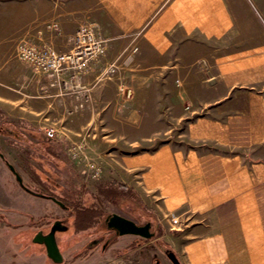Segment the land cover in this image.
Here are the masks:
<instances>
[{
	"label": "crops",
	"instance_id": "crops-1",
	"mask_svg": "<svg viewBox=\"0 0 264 264\" xmlns=\"http://www.w3.org/2000/svg\"><path fill=\"white\" fill-rule=\"evenodd\" d=\"M48 2L45 12L28 2L13 39L64 51L87 23L105 39V53L85 72L59 76L2 58L0 127L4 114L38 130L65 118L68 131L122 127L128 144L156 140L99 157L102 176L154 214L153 240L165 242L178 264H264V0ZM119 82L131 88L129 98ZM168 104L181 107L168 114L184 120L183 130L155 139L147 130L163 128ZM79 115L90 117L75 124ZM4 137L0 130V147ZM9 179L0 157V204L17 209L29 195Z\"/></svg>",
	"mask_w": 264,
	"mask_h": 264
},
{
	"label": "rangeland",
	"instance_id": "rangeland-1",
	"mask_svg": "<svg viewBox=\"0 0 264 264\" xmlns=\"http://www.w3.org/2000/svg\"><path fill=\"white\" fill-rule=\"evenodd\" d=\"M48 1L50 0H0V60L16 58V43L24 38L13 39L11 31L18 21L27 19L30 11L29 3L31 2V5L37 3L41 12H45ZM126 89L130 91L129 96L126 95ZM118 91L124 98H129L132 94L129 85L123 82L118 83ZM162 110L166 113L163 118V128L147 130L155 139H162V136L174 137L184 127V120L178 122L175 115L168 114V111L172 113L171 110L175 111V114L182 111L179 105L173 107L168 104ZM4 116L5 121L1 125L4 128L2 131L0 127V130L5 137L0 148L6 161L20 176L22 184L30 191L52 194L71 207L72 211L63 210L52 201L49 202L48 199L30 193H28L29 201L20 198L13 206L11 205L19 210L0 209V264H54L46 257L42 246L32 243L30 238L35 227L46 225L58 217L63 218L68 225L66 232L56 235L63 256L60 264H153L154 259L162 264H170L158 244L165 249L170 247L161 240H153L160 233L154 214L139 199L133 198L128 189L119 188L120 195L112 199L100 195L97 190L98 185L111 183L113 179L102 176L103 174L98 179L87 176L83 162L72 161L65 152L68 139L83 140L88 155L100 165L99 157L151 148L156 140L142 144H128V136L125 135L126 131L122 127L116 133H109L106 129L100 130L99 126L68 131L64 128L65 118L61 120L58 128L55 127L58 132L63 133V136L58 139H48L44 136L43 130L32 126L33 121L29 123L24 118L18 120L20 121L18 123L14 118L17 122H12L10 115L8 116L10 120H6L5 114ZM85 116L90 117V115H79L74 123L84 121ZM100 121V125H106V120L100 119ZM8 128L16 129L20 136L15 137ZM8 134L10 136H6ZM66 135L69 138H66ZM9 173L10 185L21 189L10 170ZM33 200L37 201L32 202ZM8 206L10 205H6ZM0 208L4 207L0 204ZM140 209L144 212L143 217H137ZM111 213L139 223L148 216L152 220L153 235L147 239H138L131 234L118 236L113 239L104 253L98 251L99 247L93 246L89 247L90 252H88L85 243L96 232L92 221L99 215L103 217ZM84 219L90 220L89 227L87 226L85 231H79V228L84 227ZM140 242L142 244H139Z\"/></svg>",
	"mask_w": 264,
	"mask_h": 264
},
{
	"label": "built area",
	"instance_id": "built-area-1",
	"mask_svg": "<svg viewBox=\"0 0 264 264\" xmlns=\"http://www.w3.org/2000/svg\"><path fill=\"white\" fill-rule=\"evenodd\" d=\"M55 26V25H54ZM105 39L97 34L91 24H80L71 37V46L68 50H58L48 43H36L28 39L20 40L15 46V57L34 70L59 76L63 72L72 75L85 72L91 62L97 60L105 53ZM114 70L113 64L107 66V72ZM130 91L126 89V95ZM44 136L48 139H58L63 133L58 132L53 126L43 128ZM65 149L67 156L72 161L83 162L86 175L98 179L102 175V167L86 152L87 146L83 140L68 139ZM176 223V219H171Z\"/></svg>",
	"mask_w": 264,
	"mask_h": 264
},
{
	"label": "flooded vegetation",
	"instance_id": "flooded-vegetation-1",
	"mask_svg": "<svg viewBox=\"0 0 264 264\" xmlns=\"http://www.w3.org/2000/svg\"><path fill=\"white\" fill-rule=\"evenodd\" d=\"M0 157L1 159L3 160L4 164L6 165V167L8 168V162L6 161V159L4 158V155L3 153H1L0 151ZM10 165V164H9ZM8 170H10L8 168ZM10 172L13 174V172L10 170ZM14 175V174H13ZM15 177V176H14ZM19 184V183H18ZM20 185V184H19ZM21 189H23L24 191H26L27 193H30V194H33L35 196H39V197H43L45 199H48L49 202H53L54 204H56L57 206H59L61 209L63 210H69V211H72L71 207L65 205L61 200L57 199L55 196H51L49 194H44V193H40V192H33V191H30L26 186H21ZM35 193H38V194H42L44 196H40V195H36ZM52 197L55 199H52ZM48 202V203H49ZM2 210H19V209H7V208H0ZM77 210V209H76ZM78 210H82L81 208H78ZM84 210V209H83ZM23 211V210H22ZM25 212V211H24ZM75 214H76V211H75ZM108 217V214L107 215H104L103 217L102 216H98L96 217V219L94 221H92V224L95 228V231L93 233V236H91L87 242L85 243V248L88 249V252H90V246H93V247H99V252L101 253H104L107 249V247L112 243L113 239L115 237H118V236H122V235H119L116 233V230L114 228H110V227H107V222H106V218ZM84 223V227L83 228H79V231H85L89 226L88 224L90 223V220L87 219V220H84L83 221ZM136 224L138 225H142L143 223H139V222H135ZM74 225V224H73ZM72 225V226H73ZM76 225V224H75ZM74 225V226H75ZM45 226V227H43ZM41 225L40 227H35L36 229H34L32 235H31V242L34 243V244H37V245H40L42 246L43 250H44V254L46 255V252H45V246L43 244V242H37V240L35 241V239H40L45 236L46 234H48L51 230H53V233H54V238H55V241H56V244H57V238H56V235L57 233H63V232H66L68 230V225L67 223L64 222V219L63 218H54L52 219L51 221H49L48 223H46V225ZM88 226V227H87ZM87 227V228H86ZM103 227V228H102ZM124 235H127V234H124ZM135 238H138V239H145L143 237H140V236H137V235H134ZM147 239V238H146ZM154 239V238H153ZM157 241V240H155ZM144 243V242H143ZM139 244H142V242H140ZM57 247H58V250L59 252L61 253L60 251V248L57 244ZM84 248V249H85ZM163 251V250H162ZM164 254H165V251H164ZM166 255V254H165ZM62 256V254H61ZM46 257L52 262L54 263L47 255ZM167 257V256H166ZM168 258V257H167ZM62 259H63V256H62ZM169 260V258H168ZM158 261L157 259H154V262L153 264ZM170 261V260H169ZM62 262V260H61ZM61 262L59 263H54V264H60ZM159 262V261H158ZM171 263V261H170ZM159 264H162L159 262Z\"/></svg>",
	"mask_w": 264,
	"mask_h": 264
},
{
	"label": "water",
	"instance_id": "water-1",
	"mask_svg": "<svg viewBox=\"0 0 264 264\" xmlns=\"http://www.w3.org/2000/svg\"><path fill=\"white\" fill-rule=\"evenodd\" d=\"M8 168L13 172L16 181L23 186L20 176L16 173L14 168L8 164ZM36 195L44 196L42 194L35 193ZM45 197V196H44ZM52 199H54L52 197ZM55 200V199H54ZM107 227L114 228L116 230V233L119 235L124 234H131V235H137L143 238H150L153 233L150 231V223L145 222L142 225L136 224L133 220L123 217L121 215L111 213L106 218ZM37 242H43L45 246V252L46 255L54 262L59 263L62 260L61 253L58 250L53 230H51L48 234L43 236L40 239H35ZM166 256L169 258L172 264H178V260L175 257L174 253L171 250H165ZM154 264H159L158 261H156Z\"/></svg>",
	"mask_w": 264,
	"mask_h": 264
},
{
	"label": "trees",
	"instance_id": "trees-1",
	"mask_svg": "<svg viewBox=\"0 0 264 264\" xmlns=\"http://www.w3.org/2000/svg\"><path fill=\"white\" fill-rule=\"evenodd\" d=\"M3 128H2V131H3ZM8 129L10 131L9 130H6V131H9L10 133L14 134L15 137H19L20 136V133L16 129H14L15 131L12 130V129H10V128H8ZM119 188L120 189L123 188L124 190H126V188L124 187L123 184H121V183L113 180L111 183H107V184H104L103 183L102 185H98L97 190H98L99 194L102 195L103 197L112 199V198H116V197H118L120 195V191H119L120 189ZM129 192L131 193V195L133 196V198L138 199V197L131 190H129ZM49 195L53 196L52 194H49ZM139 216L140 217H143L144 216V212L141 209H140V212L138 213L137 217H139ZM145 222H149L150 223V231H151V226H152V220H151V218H149L148 216H146L145 219H143L142 222L140 221V223H145ZM158 246L163 251H165V250H171V249H165L160 244H158Z\"/></svg>",
	"mask_w": 264,
	"mask_h": 264
}]
</instances>
